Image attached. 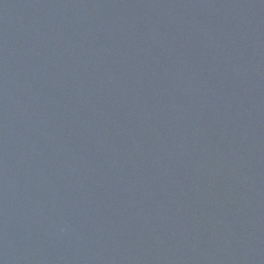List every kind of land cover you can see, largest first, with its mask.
Wrapping results in <instances>:
<instances>
[{
    "label": "water",
    "instance_id": "water-1",
    "mask_svg": "<svg viewBox=\"0 0 264 264\" xmlns=\"http://www.w3.org/2000/svg\"><path fill=\"white\" fill-rule=\"evenodd\" d=\"M0 264H264V0H0Z\"/></svg>",
    "mask_w": 264,
    "mask_h": 264
}]
</instances>
